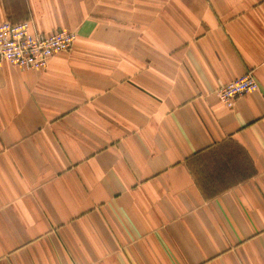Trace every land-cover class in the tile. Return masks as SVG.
I'll return each instance as SVG.
<instances>
[{
    "label": "crops",
    "instance_id": "crops-1",
    "mask_svg": "<svg viewBox=\"0 0 264 264\" xmlns=\"http://www.w3.org/2000/svg\"><path fill=\"white\" fill-rule=\"evenodd\" d=\"M2 19L76 36L44 69L0 61V264H264V0H0Z\"/></svg>",
    "mask_w": 264,
    "mask_h": 264
},
{
    "label": "built area",
    "instance_id": "built-area-1",
    "mask_svg": "<svg viewBox=\"0 0 264 264\" xmlns=\"http://www.w3.org/2000/svg\"><path fill=\"white\" fill-rule=\"evenodd\" d=\"M75 33L58 29L50 33L34 30L30 20L12 22L0 20V61H7L22 69H44L56 53L72 48ZM258 82L251 72L234 78L214 91L226 106L245 93L256 91Z\"/></svg>",
    "mask_w": 264,
    "mask_h": 264
}]
</instances>
